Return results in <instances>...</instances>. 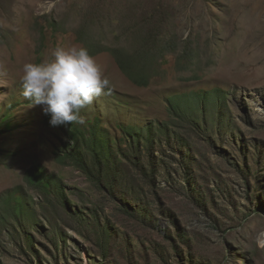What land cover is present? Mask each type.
Instances as JSON below:
<instances>
[{
  "label": "rangeland",
  "instance_id": "rangeland-1",
  "mask_svg": "<svg viewBox=\"0 0 264 264\" xmlns=\"http://www.w3.org/2000/svg\"><path fill=\"white\" fill-rule=\"evenodd\" d=\"M57 46L110 81L83 125L21 95ZM262 241L264 0H0V264H264Z\"/></svg>",
  "mask_w": 264,
  "mask_h": 264
},
{
  "label": "clouds",
  "instance_id": "clouds-1",
  "mask_svg": "<svg viewBox=\"0 0 264 264\" xmlns=\"http://www.w3.org/2000/svg\"><path fill=\"white\" fill-rule=\"evenodd\" d=\"M20 82L21 95L31 107L41 106L52 126L85 124L82 110L110 90V81L83 46H57L50 58L25 63Z\"/></svg>",
  "mask_w": 264,
  "mask_h": 264
},
{
  "label": "trees",
  "instance_id": "trees-1",
  "mask_svg": "<svg viewBox=\"0 0 264 264\" xmlns=\"http://www.w3.org/2000/svg\"><path fill=\"white\" fill-rule=\"evenodd\" d=\"M122 60H123V58L121 56L116 55V62L118 64V66L123 70L124 65H123ZM26 177H27V180L29 183L34 184V183H36L35 181H40L41 174H39L38 172H33L30 170L27 172Z\"/></svg>",
  "mask_w": 264,
  "mask_h": 264
}]
</instances>
